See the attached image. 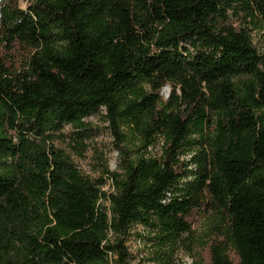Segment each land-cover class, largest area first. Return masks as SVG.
<instances>
[{
	"label": "trees",
	"instance_id": "obj_1",
	"mask_svg": "<svg viewBox=\"0 0 264 264\" xmlns=\"http://www.w3.org/2000/svg\"><path fill=\"white\" fill-rule=\"evenodd\" d=\"M18 1L0 0V264H127L138 224L170 259L212 210L193 264H264V0ZM101 109L136 145L110 191L54 146Z\"/></svg>",
	"mask_w": 264,
	"mask_h": 264
},
{
	"label": "rangeland",
	"instance_id": "obj_2",
	"mask_svg": "<svg viewBox=\"0 0 264 264\" xmlns=\"http://www.w3.org/2000/svg\"><path fill=\"white\" fill-rule=\"evenodd\" d=\"M29 1L19 0V8L26 10ZM252 41L257 52L264 55L263 28L258 27L253 31ZM2 52L3 49L0 47V54ZM160 95L163 101H166L170 95V88H164ZM84 123L85 127L82 131L65 127L56 133L54 146L68 156L83 177L96 184H104L102 190L110 191L111 180L108 175L103 174L104 170L117 172L120 162L119 148L132 152L136 145L127 138L124 144L119 143L105 118L103 109L86 118ZM77 132L82 133L80 135ZM158 150L159 146L155 147L152 149V154L156 155ZM190 220L192 233L188 237H182V243L170 259H167L165 248L151 242V230L139 224L134 225L126 243L129 252L127 264H193L195 255L202 257L207 263L209 245L203 248L198 246L202 241H209V236L221 225L219 215L212 210L203 216L195 215Z\"/></svg>",
	"mask_w": 264,
	"mask_h": 264
},
{
	"label": "water",
	"instance_id": "obj_3",
	"mask_svg": "<svg viewBox=\"0 0 264 264\" xmlns=\"http://www.w3.org/2000/svg\"><path fill=\"white\" fill-rule=\"evenodd\" d=\"M166 88V87H165Z\"/></svg>",
	"mask_w": 264,
	"mask_h": 264
}]
</instances>
